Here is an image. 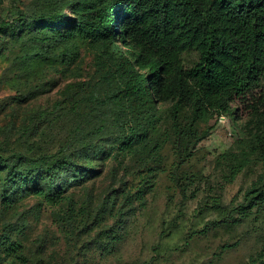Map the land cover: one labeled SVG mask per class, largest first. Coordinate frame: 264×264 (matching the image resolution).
I'll return each mask as SVG.
<instances>
[{"label": "rangeland", "instance_id": "374dc122", "mask_svg": "<svg viewBox=\"0 0 264 264\" xmlns=\"http://www.w3.org/2000/svg\"><path fill=\"white\" fill-rule=\"evenodd\" d=\"M64 1L0 0V264H259L264 109L127 99L119 37L38 23Z\"/></svg>", "mask_w": 264, "mask_h": 264}, {"label": "trees", "instance_id": "16d2710c", "mask_svg": "<svg viewBox=\"0 0 264 264\" xmlns=\"http://www.w3.org/2000/svg\"><path fill=\"white\" fill-rule=\"evenodd\" d=\"M71 5L78 13L74 17L59 12L38 23L60 35L78 33L115 47L119 37L131 54L121 63L130 75L127 99L147 107V97L158 98L173 81L179 90L176 110L185 100L219 114L232 115L233 102L239 111L264 109V0L64 1L65 7ZM12 26L4 22L1 28ZM190 50L200 59L187 68L182 57ZM30 174L19 176L27 182L34 179ZM251 194L250 207L264 208V189ZM259 264H264V252Z\"/></svg>", "mask_w": 264, "mask_h": 264}]
</instances>
